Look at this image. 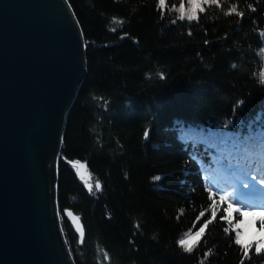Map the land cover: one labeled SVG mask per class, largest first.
<instances>
[{
	"label": "trees",
	"instance_id": "trees-1",
	"mask_svg": "<svg viewBox=\"0 0 264 264\" xmlns=\"http://www.w3.org/2000/svg\"><path fill=\"white\" fill-rule=\"evenodd\" d=\"M66 1L86 44L56 159L57 213L74 264H264V248L251 244L245 258L235 243L239 214L229 224L225 202L211 210L213 192L234 184L241 203L264 207V194L229 169L255 164L264 175V0L201 3L192 21L179 19L181 0ZM206 221L185 251L179 240Z\"/></svg>",
	"mask_w": 264,
	"mask_h": 264
},
{
	"label": "water",
	"instance_id": "water-1",
	"mask_svg": "<svg viewBox=\"0 0 264 264\" xmlns=\"http://www.w3.org/2000/svg\"><path fill=\"white\" fill-rule=\"evenodd\" d=\"M85 48L66 0H0V264H74L56 159ZM65 215L80 239V222Z\"/></svg>",
	"mask_w": 264,
	"mask_h": 264
},
{
	"label": "snow or ice",
	"instance_id": "snow-or-ice-1",
	"mask_svg": "<svg viewBox=\"0 0 264 264\" xmlns=\"http://www.w3.org/2000/svg\"><path fill=\"white\" fill-rule=\"evenodd\" d=\"M161 3H163V0H161ZM201 3H208V4H217V6H219L218 4V0H189V12L190 14H187V19L189 21L195 20L197 19L196 16V11H203L204 9L201 7ZM253 11H255V9H252ZM178 11L180 12V16L179 19L183 20L185 18V11H184V5L183 3H181L180 9H178ZM236 7L233 6L229 12H226L225 15H230L233 12H236ZM238 15H242V13H237ZM114 23L116 21H113ZM173 23H175V21H173ZM113 31H115V29H112ZM189 35H191V33H189ZM264 35V34H262ZM262 53H264V50H262ZM233 67H236V65H233ZM259 82L261 84H264V72H261L259 74ZM161 78H163V76H161ZM227 127V125H226ZM147 135V133H146ZM78 163V162H77ZM75 167V164L73 165ZM81 167H83V165H80ZM236 169L237 171H242L244 173V175L247 177V180H240V183L242 184L243 188L245 189H253V185H257L260 188H264V175H261L259 172H254L253 169L255 168V164L249 166L247 164H245L243 166V168L239 167V166H231L229 167V169ZM261 171H264V169H261ZM236 175V172H234ZM155 180H159L160 177H155ZM92 185L89 184L88 188L89 191L91 192L92 190ZM95 189L97 191L101 190V184L99 181H97L94 185ZM233 191L232 192H213V195H219V200L221 202H226L227 203V208L224 209L225 215L224 217H222V219L227 220L229 222V224L232 223L231 220V214L233 212H236L239 214V216L241 218L245 217V216H252V217H258L259 218V222H260V232L264 233V207H250L247 206L243 203L240 202V200L238 199V194H239V187L237 184H234L233 186ZM209 191L212 192V187L209 186ZM69 215H71L69 213ZM211 222V221H206L204 225L201 226V228L199 229V232L202 233L204 232L205 228L207 227V224ZM243 223V220H237L236 224H235V228H239L240 224ZM225 231L227 232L228 229H225ZM81 238L83 237V232H80ZM190 235V234H189ZM197 235H199V233H197ZM188 243V240H181L180 244L181 246H185ZM235 243L237 245H239L241 247V251L243 253V257L247 258L248 257V252L249 249L251 247V245H245L244 242L241 239V233L239 231L236 232V236H235ZM262 248H264V235L261 236L260 241L256 244V253L259 254L262 250ZM185 251L187 252H191L192 251V247H185ZM208 253L205 254V256L207 257ZM241 264H243V259L241 260Z\"/></svg>",
	"mask_w": 264,
	"mask_h": 264
},
{
	"label": "rangeland",
	"instance_id": "rangeland-1",
	"mask_svg": "<svg viewBox=\"0 0 264 264\" xmlns=\"http://www.w3.org/2000/svg\"><path fill=\"white\" fill-rule=\"evenodd\" d=\"M181 3H183V5H184L185 16H187V14H190V12H189V0H181L180 5L178 6L177 10L180 9ZM227 156H228V154H227ZM234 172H236V175L239 174L236 177V179H235L234 182L240 183V180H247V178L244 175V173H241L240 171L237 172L236 169H234ZM234 172H233V174L235 175ZM79 173L82 175V177L86 181H88V177L84 173L83 170L80 169L79 170ZM237 185H238V187H240L239 184H237ZM258 188H260V187L257 186V185H254V188L250 190L251 191L250 193L251 194H254L257 191ZM261 189H264V188H261ZM228 191H231L232 192L233 191V188L228 189ZM242 194L246 195V190ZM260 196H261V194H256L255 195V197H258V198ZM238 199H240L239 196H238ZM221 206H222V202H220V201H217L216 204H211V210H212V212H216V209H218ZM252 207H258V206H252ZM242 220H243V223L240 224L239 228L237 229L241 233V239H242V241L244 242L245 245H251V244L256 245L260 241L261 236L264 235V233H261L260 232V222H259V218L258 217H252V216H245V217L242 218ZM200 228H198L195 231H191V232H188L187 234H185L179 240V243H180L181 240L187 239L188 240V243L185 246H183V247L184 248L185 247H192L200 239V236H201V233L199 232V229ZM197 233H199V235H197Z\"/></svg>",
	"mask_w": 264,
	"mask_h": 264
},
{
	"label": "bare ground",
	"instance_id": "bare-ground-1",
	"mask_svg": "<svg viewBox=\"0 0 264 264\" xmlns=\"http://www.w3.org/2000/svg\"><path fill=\"white\" fill-rule=\"evenodd\" d=\"M203 130H204V129H203ZM222 130H223V128H222ZM209 131H210V130H209ZM215 131H216V130H215ZM203 132H205V131H203ZM217 132H218V130H217ZM218 133H220V132H218ZM222 133H224V131H223ZM197 134H198V133H197ZM201 134H202V132H201ZM225 134H226V133H225ZM233 134H234V132H233ZM215 135H216V134H215ZM215 135H213V136H215ZM219 135H220V136H219ZM219 135H216V139H217V138H218V139H221V142H222L223 137H221V136H224V135H221V134H219ZM226 135H227V134H226ZM234 135H235V134H234ZM213 136H212V138H213ZM217 136H218V137H217ZM194 137H195V135H194ZM219 137H220V138H219ZM214 138H215V137H214ZM235 138H236V137H235ZM193 139H194V138H193ZM224 140H225V139H224ZM227 140H228V139H227ZM234 140H235V139H234ZM190 141H192V140H190ZM230 141H233V140L231 139ZM195 142H196L195 144H197V140H196ZM212 142L215 143V142H217V141H216L215 139H214V141H213V140L210 141V143H211V145H212V148L209 147V146H207V144H206V146H207L208 148H211V149L215 148V146L213 145L214 143L212 144ZM221 142H220V143H221ZM227 142H228V141H227ZM233 142H235V141H233ZM223 143H224V142H223ZM223 143H222V145H221L222 147H223ZM218 144H219V143H217V145H218ZM193 145H194V144H193ZM193 145H191V146H193ZM209 145H210V144H209ZM213 146H214V147H213ZM218 146H220V145H218ZM218 146H217V147H218ZM224 146H225V144H224ZM224 148H225V147H224ZM224 148H223V149H224ZM235 148H236V146H235ZM257 148H258V147H257ZM232 149H233V148H232ZM254 149H255V148H254ZM200 151H201V150H200ZM234 151H235V152H234L235 154L242 153V152H237L236 150H234ZM210 152H211V151H210ZM236 152H237V153H236ZM199 153H200V152H199ZM207 153H208V155L210 154L208 151H207ZM234 153H233V154H234ZM201 154H203V153H201ZM201 154H200V155H201ZM196 155H197V153H196ZM198 155H199V154H198ZM205 155H206V154H205ZM214 155H215V154H214ZM221 155H222V154H220V157H222ZM225 155H226V156H225ZM225 155H224L223 157H227V154H225ZM201 156H202V155H201ZM206 156H207V155H206ZM196 157H197V156H196ZM203 157H204V156H203ZM203 157H202V158H203ZM212 157H213V156H212ZM220 157H219V158H220ZM210 158H211V157H210ZM234 158H235V157H234ZM241 158H242V157H241ZM207 159H209V158H207ZM214 159H215V158H214ZM199 160H200V159H199ZM196 161H197V160H196ZM209 161H210V160H209ZM225 161H226V159H225ZM235 161H236V160H235ZM56 162H57V161H56ZM220 162H221V161H220ZM222 162H223V161H222ZM226 162H227V161H226ZM241 162H242V161H241ZM229 163H230V162H229ZM229 163H228V164H229ZM56 164H57V163H56ZM222 164H223V163H222ZM225 164H226V163H225ZM237 164H238V163H237ZM239 164H240V163H239ZM210 165H211V164H210ZM203 166H204V165H203ZM203 166H202V167H203ZM214 166H215V165H214ZM214 166H213V167H214ZM223 166H224V165H223ZM234 166H236V164H235ZM200 167H201V166H200ZM207 167H208V166H207ZM205 168H206V166H205ZM211 168H212V167H211ZM216 168H217V167H216ZM219 168H220V167H219ZM219 168H218V169H219ZM201 169H202V168H201ZM207 170H208V168H207ZM222 170H223V169H222ZM203 171H204V170H203ZM208 171H209V170H208ZM208 171H206V172H208ZM231 171H232V170H231ZM229 172H230V171H229ZM237 172H238V171H237ZM209 173H210V172H209ZM222 173H223V171H222ZM230 173H231V172H230ZM232 173H233V172H232ZM211 174H212V173H211ZM217 174H218V173H217ZM217 174H216V175H217ZM213 175H214V174H213ZM224 175H225V174H224ZM238 175H239V174H238ZM236 176H237V175H236ZM236 176H235V177H236ZM239 177H240V176H239ZM215 178H216V177H215ZM200 179H201V178H200ZM216 179H218V178H216ZM227 179H228V178H227ZM219 180H221V179L219 178ZM223 180H224V179H223ZM201 182H202V181H201ZM220 182H221V181H220ZM203 183H204V182H203ZM211 183H212V182H211ZM222 183H223V181H222ZM217 184H219V183H217ZM211 185H212V184H211ZM211 185H210V186H211ZM231 185H232V184H231ZM220 186H221V185H220ZM224 186H225V185H224ZM227 186H228V185H227ZM221 188H222V187H221ZM205 191H206V189H205ZM206 192H207V191H206ZM230 192H231V191H230ZM239 193H240V192H239ZM209 194H211V193H209ZM213 196H214V195H213ZM238 196L241 197V195H238ZM212 198H213V197H212ZM213 199H214V198H213ZM216 201H217V200H216ZM250 201H251V200H250ZM255 201H256V200H255ZM220 202H221V201H220ZM226 204H227V203H226ZM246 205H247V204H246ZM222 209H223V208H221V210H222ZM235 213H236V212H235ZM237 215H238V214H237ZM58 218H59V217H58ZM243 225H244V224H243ZM61 230H62V228H61ZM62 234H63V231H62ZM63 236H64V234H63ZM64 239H65V238H64Z\"/></svg>",
	"mask_w": 264,
	"mask_h": 264
}]
</instances>
